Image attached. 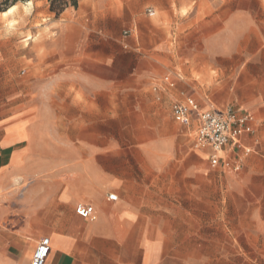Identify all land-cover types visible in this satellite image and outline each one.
<instances>
[{"label":"rangeland","instance_id":"rangeland-1","mask_svg":"<svg viewBox=\"0 0 264 264\" xmlns=\"http://www.w3.org/2000/svg\"><path fill=\"white\" fill-rule=\"evenodd\" d=\"M187 97L259 118L238 172L211 169L173 120ZM0 101L69 140L54 159L154 207L171 254L264 264V0H0Z\"/></svg>","mask_w":264,"mask_h":264},{"label":"crops","instance_id":"crops-1","mask_svg":"<svg viewBox=\"0 0 264 264\" xmlns=\"http://www.w3.org/2000/svg\"><path fill=\"white\" fill-rule=\"evenodd\" d=\"M6 105L0 101V264H29L43 238L50 243L45 264H195L167 251L168 236L149 217L155 208L118 189L115 177L54 159L69 140L38 125L37 106ZM255 118L244 140L250 153L259 146ZM185 129L193 137L194 125ZM78 205L91 206L94 219L79 217Z\"/></svg>","mask_w":264,"mask_h":264},{"label":"built area","instance_id":"built-area-1","mask_svg":"<svg viewBox=\"0 0 264 264\" xmlns=\"http://www.w3.org/2000/svg\"><path fill=\"white\" fill-rule=\"evenodd\" d=\"M151 10L148 13L151 14ZM170 87L174 84L165 79ZM173 120L184 128L194 125V147L203 150L211 169L238 172L243 157L249 154L244 140L253 134L256 118L250 112L226 108L223 112L201 111L198 104L190 97L175 102L171 107ZM115 195H108V200L116 201ZM75 213L83 219H94L91 206L78 205ZM48 238L39 241L29 264H45L49 255Z\"/></svg>","mask_w":264,"mask_h":264},{"label":"bare ground","instance_id":"bare-ground-1","mask_svg":"<svg viewBox=\"0 0 264 264\" xmlns=\"http://www.w3.org/2000/svg\"><path fill=\"white\" fill-rule=\"evenodd\" d=\"M25 4L28 6V5H31V2H30V1H27ZM16 8H17V6H16V5H13V6L9 7L8 9H6V10H5L4 12H2L1 14H2V15H5V16H7V15H11V14L14 13V11H15ZM17 182H18V181H17Z\"/></svg>","mask_w":264,"mask_h":264},{"label":"trees","instance_id":"trees-1","mask_svg":"<svg viewBox=\"0 0 264 264\" xmlns=\"http://www.w3.org/2000/svg\"><path fill=\"white\" fill-rule=\"evenodd\" d=\"M62 11H58V13L57 14H60Z\"/></svg>","mask_w":264,"mask_h":264}]
</instances>
